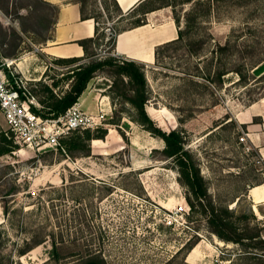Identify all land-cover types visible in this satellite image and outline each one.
<instances>
[{"label":"rangeland","instance_id":"obj_1","mask_svg":"<svg viewBox=\"0 0 264 264\" xmlns=\"http://www.w3.org/2000/svg\"><path fill=\"white\" fill-rule=\"evenodd\" d=\"M208 2L214 4L212 16L217 18L204 25L213 40L201 53L206 59L197 63L195 79L200 83L193 88L186 82L185 73L195 70L185 50H165L155 67H145V74L149 71L146 111L163 132L181 133L186 149L198 160L214 203L236 215L246 214L264 236V204L255 208L249 197L251 188L264 178V168L252 166L254 158L251 161L249 156L255 154H248L247 143L237 140L247 126H253L256 135H262L264 128L262 118L248 120L242 115L252 105L264 107V78L260 79L264 62L254 66L264 52V6L241 9L228 2L202 1ZM191 6L172 8L173 16L175 10L182 19ZM52 18V11L36 0H0V56L14 54L12 59L22 62L19 76L24 73L30 86L50 84V78L59 76L62 82L55 92L61 94L70 85L62 74L70 68L55 65L54 60L42 62L40 52ZM107 28L116 29L115 25ZM228 40L241 51L257 48L243 61L235 55L227 62L229 69L244 62L247 83L239 84L238 76L230 73L223 77L224 84L208 89L207 76L215 78L220 69L215 61L210 65L209 54L215 43L226 45ZM107 44L108 38H102L92 46L95 58H118ZM116 78L105 71L84 94L88 99L83 109L92 105L88 112H95L104 97L113 105L101 129L105 137L100 129L92 131L90 156L52 148L36 151L12 142L13 152L0 158V264H43L53 254V239L65 244L57 247V263L51 264H79L95 253H101L108 264H168L188 242L204 243L198 248L202 262L197 264H227L221 261L224 256L234 258L237 247L212 235L204 216L190 213L188 190L175 161L164 157V141L138 121L135 108L123 101V91L111 92ZM35 79L39 81L32 82ZM7 131L0 117V145H5L1 135L7 138ZM37 234L49 235L48 241L19 256L24 241ZM182 263L181 256L174 262Z\"/></svg>","mask_w":264,"mask_h":264},{"label":"trees","instance_id":"obj_2","mask_svg":"<svg viewBox=\"0 0 264 264\" xmlns=\"http://www.w3.org/2000/svg\"><path fill=\"white\" fill-rule=\"evenodd\" d=\"M82 4V18L86 19L89 13L87 7L93 5L95 0H78ZM158 0H149L148 12L156 11L166 7L176 8L179 5L191 4V10L185 12L182 19L175 13L174 10V20L179 29V37L176 41L158 47L156 49V62L159 61L161 53L173 49H183L186 51L187 56L190 61L193 60V67L196 71H189L185 76L188 78L186 82L189 86L195 88L200 83L195 78L198 71V62L205 60L206 57L202 55L204 47L210 43L213 39L210 34H208L207 29L204 25L210 24L212 19L217 18L212 16L213 5L210 2L203 4V0H167L163 5H154ZM36 2L43 8L50 9L53 15L52 27L54 24V17L58 14L59 8L43 2L42 0H36ZM228 2L230 6L236 8H249L251 6H264V0H214V3ZM104 9L107 14H109L110 7L116 12H120L115 0H106L103 2ZM31 8H35L32 7ZM120 14V13H119ZM145 23L144 19H139L135 21L132 25L133 27H139ZM250 24L246 23V27ZM52 27L50 31L52 30ZM49 31V33H50ZM118 31L115 30L113 35L106 36L104 33L98 35L96 38H90L82 40L79 44L85 50L84 58H70V59H56L54 60L55 65L68 66L66 72H64L63 78L70 81L68 90L58 94L55 89L59 87L62 82V78L55 76L50 78L51 83L38 82L34 86L27 85L30 92L37 98L41 108H34L33 111L36 112L43 118H57L63 115L72 105L82 101L85 92L88 89L89 84L95 80L101 73L109 71L113 77H117L116 80L110 86L111 92L113 89L122 90V98L124 102L132 105L137 111V119L142 124L148 127L152 133L159 136L165 143V148L162 153L164 157L168 159H173L176 163L179 175L181 177L182 183L186 186L189 196L187 197V202L190 206V213H198L204 216L207 220L209 232L216 236L221 242L228 244H234L237 249L235 251L234 258L230 256H224L221 261L228 262L227 264H264V236L262 235V228L258 226L255 222L250 221V218L246 214L236 215L233 210L221 204L214 203L211 195L209 194L208 184L205 178L201 175L200 165L198 160L192 156V154L186 149V143L180 132L172 131L170 133L163 132L157 128L153 120L148 116L146 111V104L149 101V86L145 74V66L138 64L133 61H125L119 58H105L97 59L95 54L91 52L92 46L95 47L96 42L102 38H108V46H114L116 35ZM49 37V35H48ZM45 41L41 44H44ZM235 44V45H233ZM257 48H252L249 52L241 51L237 48V44L228 40L226 45H220L215 43V48L210 52V65H213L215 61L220 69L216 74L215 78L207 76L206 87L210 89L213 84H224V78L230 73H235L238 76V83H247L248 77L244 74L245 64L238 63L235 65L234 69L228 68V61L232 60L235 55H239L240 59L243 61L246 59V54L253 55ZM6 58H13L14 54L3 55ZM221 56V58H220ZM87 60V61H85ZM264 62V52L262 58L254 64L257 66ZM264 78V74L260 77ZM0 117H2L0 112ZM230 123H233L231 121ZM101 130V129H100ZM102 131V130H101ZM102 136L105 137L106 131H102ZM78 133V132H77ZM7 134H10L9 130ZM11 135V134H10ZM2 142L7 143L8 146L0 145V158L9 155L13 152L12 138L5 136V133L1 135ZM102 137V138H104ZM240 135L237 134V140ZM93 135L91 131L83 132V136H71L62 141L64 147V153L67 151L72 152H82L86 156L91 155V148L89 147V141L93 140ZM11 141V142H10ZM61 151V150H58ZM62 152V151H61ZM255 155H250L249 159H252ZM254 168L256 167L255 162H251ZM264 184V178L259 179L256 186ZM11 195V194H7ZM8 213L7 209L5 210ZM44 235V234H42ZM49 235L33 236L31 239L24 241L22 247L17 250L19 256H25L35 248L45 244L48 240L45 237ZM199 242L190 243L188 242L173 258L168 264H174L178 257H182V264L187 263V257L191 251L197 246ZM64 245L65 241L53 239L51 242L54 248L53 254L50 259L43 264H51L56 262L57 247ZM227 252V250H226ZM79 264H108L107 260L101 255V253L88 254Z\"/></svg>","mask_w":264,"mask_h":264},{"label":"crops","instance_id":"obj_3","mask_svg":"<svg viewBox=\"0 0 264 264\" xmlns=\"http://www.w3.org/2000/svg\"><path fill=\"white\" fill-rule=\"evenodd\" d=\"M42 1L59 8L49 37L41 45L42 62L60 58H84L85 50L79 42L96 38L102 33L108 36L107 26L115 25L118 34L115 38L113 52L119 59L136 62L150 70L156 65V49L176 41L179 37V29L174 20L172 7L148 12L149 0H115L120 14L110 7L109 17L106 16L107 13L103 8V2L106 0H95L93 5L87 7L89 13L86 19L82 18V4L78 0ZM139 19H144L145 23L139 27H133L132 24ZM101 24H104L106 28H101ZM87 99V96L83 97L81 101L83 105ZM261 105L258 103L248 107L242 115L248 120L262 118L264 121V107ZM91 107L92 105L89 104L85 110ZM251 127L253 126H247L250 132L248 141L254 147L264 146L263 136L256 135L257 130ZM249 197L255 204V208L264 204V184L251 188ZM202 245L204 243L200 242V245L191 251L187 257V263L202 262V258L197 255L198 248Z\"/></svg>","mask_w":264,"mask_h":264},{"label":"built area","instance_id":"obj_4","mask_svg":"<svg viewBox=\"0 0 264 264\" xmlns=\"http://www.w3.org/2000/svg\"><path fill=\"white\" fill-rule=\"evenodd\" d=\"M107 32L109 35L114 34L109 28ZM20 73L16 60L0 56V112L11 134L7 136L12 138L15 145L36 151L52 148L65 152L63 140L77 132H92L106 127L107 114L113 111V105L106 102V97L97 102L95 112L85 111L83 103L79 101L57 118L41 117L33 111L34 108L40 109L41 105L27 87L30 79L24 73L20 77ZM261 129L260 135L264 138V128ZM249 133L248 130L242 131L239 144H248ZM247 144L246 152L254 153V162L264 168V146ZM168 224H173L171 217L168 218Z\"/></svg>","mask_w":264,"mask_h":264},{"label":"bare ground","instance_id":"obj_5","mask_svg":"<svg viewBox=\"0 0 264 264\" xmlns=\"http://www.w3.org/2000/svg\"><path fill=\"white\" fill-rule=\"evenodd\" d=\"M20 64H22V62H20V63H19V62H17V65H18L19 67H20Z\"/></svg>","mask_w":264,"mask_h":264}]
</instances>
